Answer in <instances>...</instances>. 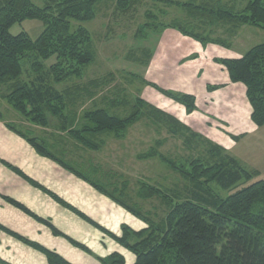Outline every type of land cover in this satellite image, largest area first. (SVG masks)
<instances>
[{
  "label": "trees",
  "instance_id": "obj_1",
  "mask_svg": "<svg viewBox=\"0 0 264 264\" xmlns=\"http://www.w3.org/2000/svg\"><path fill=\"white\" fill-rule=\"evenodd\" d=\"M44 1V6L40 7L32 0H0V89H5V93L0 95L9 107L20 114L26 122L43 128L48 127L50 117L59 118L62 124L58 130L68 131L77 143L92 151L100 150V146L93 142L95 136L114 133L119 139L123 138L126 131L137 124L147 111L149 119L165 124L174 136L191 133L178 119L159 111L142 99L136 101L133 112L125 119L112 116L106 110H96L85 115L87 126L79 131L74 129L64 113L71 92L58 91L54 85L62 84L73 77L81 78L84 69L95 61L90 49L89 33L81 28L73 32L71 22L93 21L96 18V6L104 0ZM137 1L141 0H120L118 5L126 8ZM208 3V6L202 8L191 4H185L183 7L205 23L219 22L238 29L250 26L264 30V0H252L240 12L212 5V0H208ZM27 20L40 21L44 25L43 32L36 40L26 33L17 36L10 34V29L14 25ZM172 28L204 46L209 43L225 45L222 40H212L194 31H187L181 25L173 24ZM215 62L226 69L232 83L242 84L246 88V96L252 108V121L257 127L263 128L264 44L250 49L240 59H216ZM24 64L29 65L26 70L29 81L22 80ZM148 85L166 98L184 106L188 114L197 111L195 96L166 90L155 84ZM217 89L219 87L209 88L210 91ZM4 118L5 115L0 108V120ZM8 128L26 139L41 156L55 161L86 180L95 190L148 226L139 233L123 226V235L119 238L83 214L74 211L80 218L130 251L136 257L135 264H264V180L254 182L225 199L201 186L202 183H216L227 191L241 181L251 182L256 177L244 170L235 158L228 155L224 157L221 153L224 152L222 147L211 145L213 154L216 152L215 155L222 158L219 161L223 162L218 164L196 159L188 166H178L175 162L160 157L174 172L196 184V188L201 190L199 193L197 191L198 196L205 197L204 202L208 207L192 202L188 198L177 201L175 196L144 185L138 193L140 200L161 198L170 206L166 217L158 223L150 218V214L142 212L138 203H128L127 195H123L124 193L114 191L113 194L103 185L85 177L76 166L63 159L60 152H57L59 155L53 153L55 151L52 145L46 146L44 142L40 144L39 139L31 132H26L15 124H8ZM149 157H156V153L147 156ZM203 179L205 181L201 182ZM51 196L60 201L53 194ZM15 205L31 214L18 203ZM33 217L42 222L36 216ZM52 230L55 235L61 236L57 230L54 228ZM18 238L43 253L50 264H70L53 252L26 239ZM70 242L87 252L84 246ZM100 263L125 264L126 261L121 255L113 254L100 259Z\"/></svg>",
  "mask_w": 264,
  "mask_h": 264
},
{
  "label": "rangeland",
  "instance_id": "obj_2",
  "mask_svg": "<svg viewBox=\"0 0 264 264\" xmlns=\"http://www.w3.org/2000/svg\"><path fill=\"white\" fill-rule=\"evenodd\" d=\"M32 1L40 7L44 6L45 2ZM250 1L252 0H212V5L224 6L234 12H240ZM119 2L120 0H104L99 3L95 8L96 18L91 22H71L73 32L81 28L89 33L90 49L95 61L84 69L81 78L73 77L62 84L54 85L58 91L71 92L65 115L72 127L79 131L88 124L84 120L88 112L106 110L112 116L125 119L133 112L136 101L142 99L159 111L178 119L189 128L191 133L174 136L165 124L149 119L147 111L137 124L126 131L123 138L119 139L114 133L95 136L93 142L100 146V150L92 151L79 143L77 148L72 143L76 141L68 131L60 132L58 129L62 123L57 117H50L48 127L43 128L26 122L20 114L7 105L1 95L0 108L5 112L4 115L10 123L25 129L26 132H31L39 139L40 144L44 142L47 146L52 136L60 134L64 137L61 139L58 136L56 141L61 144H67L69 139L72 140L67 144V149L60 151L63 159L70 158L72 154L77 160V168H83L82 165L87 167L92 163V168L100 170L101 177H87L79 171L113 194L114 191L119 194L124 193L123 195H127L128 203H138L142 212L150 214L151 216H148L159 223L170 211V206L161 198L140 200L138 193L144 185L175 196L177 201L188 198L192 202L208 207L204 202L205 197L198 196L201 190L196 188V184L174 172L160 157L171 160L178 166H188L196 159L218 164L223 162L219 161L222 158L220 155H215L216 152L213 154L211 145L226 142L224 135L214 123L209 126V122H205L202 117L188 114L184 106L166 98L148 85L170 87L169 70L165 72L164 67L173 63L175 56L172 57V54L178 47L182 50L188 48L186 41L182 40L183 37L196 41L172 28L173 24L184 26L187 31H194L212 40L224 41L225 45L208 44L222 48L212 53L223 59L242 58L250 49L264 44V30L250 26L238 29L219 22L205 23L183 7L185 4H191L202 8L208 6V0H141L126 8H121ZM159 25L167 28L163 29ZM43 30L44 25L40 21L27 20L14 25L10 29V34L17 36L26 33L36 40ZM199 44L196 48L206 50V46ZM210 53L207 52V56ZM201 57H205V54L201 53ZM156 62L160 65L159 70L152 69V65L156 66ZM27 68L29 65L24 64L22 77L24 81L30 80L26 72ZM4 91V88L0 89V94H4ZM6 106L10 111L5 110ZM227 140L230 143L231 140L229 138ZM235 143L236 145L229 147L226 145L228 149L222 146L225 149L221 153L224 157L228 155L235 158L244 170L256 177L251 182L241 181L227 191L216 183L201 184L205 190H210L224 199L254 182L264 180V127L241 137ZM53 153L57 154V152ZM153 153H156V157L147 158ZM107 180L109 185L104 183ZM204 181L205 179L201 180ZM135 219L138 224L137 231L128 225L123 226L138 233L148 227L143 221Z\"/></svg>",
  "mask_w": 264,
  "mask_h": 264
},
{
  "label": "crops",
  "instance_id": "obj_3",
  "mask_svg": "<svg viewBox=\"0 0 264 264\" xmlns=\"http://www.w3.org/2000/svg\"><path fill=\"white\" fill-rule=\"evenodd\" d=\"M182 40L186 41L188 48L182 50L178 47L177 53L173 52V63L164 67L165 72L169 70L170 87L163 89L196 97L197 111L190 115L202 117L209 122V126L212 123L217 126L226 141L225 144L218 142L220 147L228 149L229 145H236L235 142L241 137L259 130L252 121L246 88L242 84L232 83L226 69L215 62L216 58H223L212 52L222 48L207 45L206 50H201L196 48L199 47L198 42L184 37ZM207 52L211 53L207 56ZM201 53L205 57H201ZM159 66L156 62L152 69L159 70ZM210 87L219 89L210 91ZM5 110L10 111L8 106ZM6 119L0 120V264H50L43 253L18 237L57 254L70 264H101L100 259L113 254L125 258V264H135L136 257L130 251L74 211L119 238L123 235V225L137 231V220L86 180L41 156L26 139L8 128V124L12 123ZM58 136L61 139L64 137L61 134L52 136L50 142L55 152L64 151L72 141L69 139L67 144H61L56 141ZM227 138L231 140L230 143ZM72 143L78 148L77 142ZM65 158L77 165L72 154L70 158ZM82 166L76 169L87 177H101L100 170L92 168V163L87 167ZM104 183L109 185V180ZM49 225L61 236L55 235ZM70 241L84 246L87 252Z\"/></svg>",
  "mask_w": 264,
  "mask_h": 264
}]
</instances>
